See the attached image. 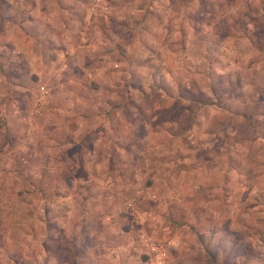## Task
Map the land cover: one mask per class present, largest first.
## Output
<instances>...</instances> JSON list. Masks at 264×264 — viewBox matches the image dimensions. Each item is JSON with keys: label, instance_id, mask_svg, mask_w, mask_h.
I'll return each mask as SVG.
<instances>
[{"label": "rangeland", "instance_id": "obj_1", "mask_svg": "<svg viewBox=\"0 0 264 264\" xmlns=\"http://www.w3.org/2000/svg\"><path fill=\"white\" fill-rule=\"evenodd\" d=\"M0 264H264V0H0Z\"/></svg>", "mask_w": 264, "mask_h": 264}, {"label": "crops", "instance_id": "obj_2", "mask_svg": "<svg viewBox=\"0 0 264 264\" xmlns=\"http://www.w3.org/2000/svg\"><path fill=\"white\" fill-rule=\"evenodd\" d=\"M53 62H54V61H51V64H52V65H54V63H53Z\"/></svg>", "mask_w": 264, "mask_h": 264}]
</instances>
